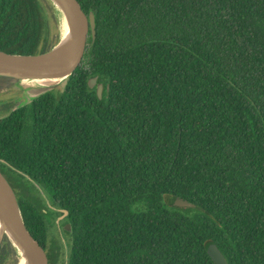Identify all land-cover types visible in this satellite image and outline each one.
<instances>
[{
    "label": "trees",
    "instance_id": "1",
    "mask_svg": "<svg viewBox=\"0 0 264 264\" xmlns=\"http://www.w3.org/2000/svg\"><path fill=\"white\" fill-rule=\"evenodd\" d=\"M78 2L96 17L79 67L0 107V171L48 264H215L210 243L264 264V0ZM51 19L0 0V51L48 52Z\"/></svg>",
    "mask_w": 264,
    "mask_h": 264
},
{
    "label": "water",
    "instance_id": "2",
    "mask_svg": "<svg viewBox=\"0 0 264 264\" xmlns=\"http://www.w3.org/2000/svg\"><path fill=\"white\" fill-rule=\"evenodd\" d=\"M47 1L51 4L58 22V42L48 52L38 55L8 54L0 51V77L29 85H33V82H45L46 87L54 88L65 83L81 64L89 37L93 40L96 38L94 12L86 15L78 0ZM64 25L68 28V43L60 47ZM96 84L97 78L89 81L90 88H94ZM96 89L99 98H102L103 85L97 84ZM175 205L194 207L184 199H178ZM63 218L64 216L60 217L58 223ZM4 238L13 246L17 264H48L45 250L26 226L15 190L0 171V247ZM207 252L215 264H228L215 243L208 245Z\"/></svg>",
    "mask_w": 264,
    "mask_h": 264
},
{
    "label": "rangeland",
    "instance_id": "3",
    "mask_svg": "<svg viewBox=\"0 0 264 264\" xmlns=\"http://www.w3.org/2000/svg\"><path fill=\"white\" fill-rule=\"evenodd\" d=\"M50 19V18H49ZM51 34L52 36L59 35V26L54 23V21L50 20ZM98 84V83H97ZM96 84V85H97ZM64 83H60L56 85L54 88L63 87ZM95 85V87H96ZM30 87V88H29ZM52 88L38 86V85H28L22 84L17 80L11 79V81L0 82V107L5 105H12L11 110L17 109L21 106L29 104L35 98L43 94L45 91L50 90ZM4 115L0 118L6 117L9 115L10 111L5 110ZM56 233V232H55Z\"/></svg>",
    "mask_w": 264,
    "mask_h": 264
},
{
    "label": "bare ground",
    "instance_id": "4",
    "mask_svg": "<svg viewBox=\"0 0 264 264\" xmlns=\"http://www.w3.org/2000/svg\"><path fill=\"white\" fill-rule=\"evenodd\" d=\"M62 16V18L64 19V16H63V14L61 15ZM63 19H62V21H63ZM68 28L66 27V25H64V27L62 28V35H61V44H60V47H62V46H64V45H66L67 43H68ZM4 79H6V78H4ZM4 82H6V81H4ZM10 82V81H9ZM31 84H33V85H38V86H46L45 84V82H33V83H31ZM29 85V84H28ZM30 88V87H29Z\"/></svg>",
    "mask_w": 264,
    "mask_h": 264
},
{
    "label": "flooded vegetation",
    "instance_id": "5",
    "mask_svg": "<svg viewBox=\"0 0 264 264\" xmlns=\"http://www.w3.org/2000/svg\"><path fill=\"white\" fill-rule=\"evenodd\" d=\"M60 219V218H59ZM62 220V219H61ZM65 228H67V227H65Z\"/></svg>",
    "mask_w": 264,
    "mask_h": 264
}]
</instances>
